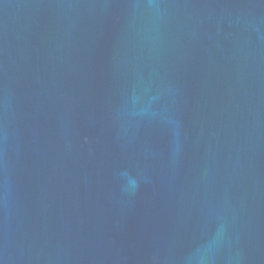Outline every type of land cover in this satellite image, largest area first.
<instances>
[{"label": "water", "instance_id": "water-1", "mask_svg": "<svg viewBox=\"0 0 264 264\" xmlns=\"http://www.w3.org/2000/svg\"><path fill=\"white\" fill-rule=\"evenodd\" d=\"M0 264H264V0H0Z\"/></svg>", "mask_w": 264, "mask_h": 264}]
</instances>
